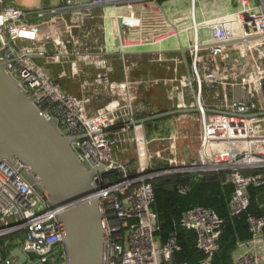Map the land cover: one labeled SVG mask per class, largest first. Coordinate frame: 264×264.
Here are the masks:
<instances>
[{
	"label": "built area",
	"instance_id": "1",
	"mask_svg": "<svg viewBox=\"0 0 264 264\" xmlns=\"http://www.w3.org/2000/svg\"><path fill=\"white\" fill-rule=\"evenodd\" d=\"M200 0H175L187 11L160 18L145 4L157 0H56L33 8L0 0V61L62 133L73 137L77 157L93 175L101 202L108 264H187L171 231L162 241L152 181L171 174L223 172L233 186L229 215L250 204V186L264 198V0H235L228 10L199 17ZM168 3V1H167ZM162 10V9H161ZM187 34L182 57L155 50ZM151 51V52H150ZM145 54L158 71L134 74ZM122 77L114 78L113 56ZM137 57V58H136ZM60 65V70L49 68ZM78 85L69 92L65 83ZM164 92L171 115L168 133L148 131L143 118L161 110L148 92ZM133 152V158L120 155ZM250 172V173H246ZM189 190L186 184L179 191ZM0 161V239L14 236L0 264H15L19 242L32 251L23 264H65L58 209ZM264 208V199L259 202ZM250 239L232 264H264V215L247 217ZM180 225L195 232L212 264L224 218L212 208L185 210ZM21 237V241H20Z\"/></svg>",
	"mask_w": 264,
	"mask_h": 264
},
{
	"label": "water",
	"instance_id": "2",
	"mask_svg": "<svg viewBox=\"0 0 264 264\" xmlns=\"http://www.w3.org/2000/svg\"><path fill=\"white\" fill-rule=\"evenodd\" d=\"M184 110L159 112L143 118L148 122ZM73 137L66 136L0 61V161L17 169L23 179L58 209L63 228L61 241L65 264H108L101 202L94 192L93 175L102 166L88 168L77 157ZM10 249L15 264H23L32 251L15 242Z\"/></svg>",
	"mask_w": 264,
	"mask_h": 264
},
{
	"label": "trees",
	"instance_id": "3",
	"mask_svg": "<svg viewBox=\"0 0 264 264\" xmlns=\"http://www.w3.org/2000/svg\"><path fill=\"white\" fill-rule=\"evenodd\" d=\"M250 173V172H246ZM223 172H207L198 179L192 174H171L160 176L152 181L155 199L152 204L157 213L160 229V239L165 241L171 231L177 234V242L181 249L175 255L176 261L187 264H199L203 253L195 246V232L180 225V219L185 210L193 206L212 208L224 218V225L212 264H232V252L240 242L250 239L247 217L249 214L264 215V208L259 207L263 200L262 188L250 186L248 189L250 204L241 213L229 215V200L233 186L223 183ZM186 184L189 190L179 191V185Z\"/></svg>",
	"mask_w": 264,
	"mask_h": 264
},
{
	"label": "crops",
	"instance_id": "4",
	"mask_svg": "<svg viewBox=\"0 0 264 264\" xmlns=\"http://www.w3.org/2000/svg\"><path fill=\"white\" fill-rule=\"evenodd\" d=\"M168 1V3H167ZM202 1H207V2H202ZM234 1L235 0H200L199 1V5L197 7V14L198 16L201 17H211L213 15L219 14L221 12H224L226 10L229 9L230 6L234 5ZM49 2V0H47V3ZM170 2H175V0H157V3L161 5V9H159L158 5L154 2H152L151 4L147 3L145 4V6L148 9H151L152 11L157 12L158 14L160 13V18H171L173 14L175 13H180L182 11H187L185 10V8L188 9V3L185 2L183 7H179V6H170ZM213 3L214 4V9L211 10L208 9L207 7L209 4ZM216 3H219V5H221V8H217ZM229 3V4H228ZM46 4V3H45ZM227 4V5H225ZM207 5L206 9L205 6ZM204 6V8H203ZM209 8V7H208ZM186 37L187 34L181 35L180 37H172L168 40H166L161 46L160 48H154L152 51L155 50H163L164 53H166L167 55H176V56H180L182 57L183 54L185 53V49L181 48V46L186 45ZM151 52V51H150ZM113 56V55H112ZM114 60L112 61L114 64V68H115V74L113 75L114 78H121L122 77V70H121V64L120 61L118 59L115 58V56H113ZM137 58V57H136ZM138 61H140V65L137 69H135L134 74H140V73H144L147 70H156L158 71L157 67L155 66V68L153 67V65L151 63L148 62V57L145 56V54H142L141 56H139ZM65 88L67 91L69 92H73V93H78L79 92V88L77 84L74 83H65ZM73 90V91H72ZM160 91L157 90H152L150 92H148L147 94V98L151 99L152 98V94H154L155 96L157 95V98L153 99L154 103L156 106H158V108L161 110V112L163 111H167V109L169 108V104L164 96V92L162 91V94L158 95L157 93H159ZM152 101V100H151ZM170 117L171 116H167L164 118H160L157 120H153V122H151L152 124H150L151 127V133H156L153 129L159 127L160 129H162L163 134L168 133L169 130H171L169 128V124H170ZM162 134V133H161ZM202 177V176H201ZM264 199V198H263ZM11 241H16V237L12 236L10 237V242ZM20 241H21V237H20ZM10 242L8 244H10ZM241 243H239L237 245V247L235 248V250L232 252V260H233V256L238 253L239 251H242L246 246L245 245H240Z\"/></svg>",
	"mask_w": 264,
	"mask_h": 264
},
{
	"label": "rangeland",
	"instance_id": "5",
	"mask_svg": "<svg viewBox=\"0 0 264 264\" xmlns=\"http://www.w3.org/2000/svg\"><path fill=\"white\" fill-rule=\"evenodd\" d=\"M16 1V3H17V6H19V7H22V8H33V7H38V6H40V5H42V4H45V3H47V0H15ZM56 0H51V2L53 3V2H55ZM161 1V0H160ZM202 2H204V1H202ZM205 2H207V1H205ZM204 2V3H205ZM229 4V3H228ZM235 4V3H234ZM216 5H217V8H220V9H222L221 8V5H219V3H216ZM225 5H227V4H225ZM205 6V9H206V7H207V5H204ZM204 6H203V8H204ZM209 7V8H208ZM208 7H207V10L208 9H210L211 8V10L212 9H214V4L213 3H211V4H209L208 5ZM49 68H51V69H54L55 71H59L61 68H60V65H56V64H54V65H52V66H49ZM73 91V90H72ZM158 91V90H157ZM73 92H75V91H73ZM158 95H160V94H162V92H159V93H157ZM155 98H157V95L155 96L154 94H152V98L150 99V100H152L153 101V103H154V100L153 99H155ZM147 128H148V131H152L151 130V127H150V125H147ZM163 134V133H162ZM165 134V133H164ZM126 152H124V154H121L120 155V158L121 159H132L133 158V152L131 151V150H129V148H128V150H125ZM10 237H12V236H4V237H2L1 239H0V245H1V248H2V250H3V255L5 256L6 255V249H7V247H9L10 245L8 244L9 242H10Z\"/></svg>",
	"mask_w": 264,
	"mask_h": 264
}]
</instances>
